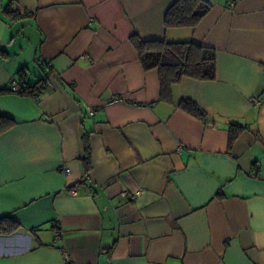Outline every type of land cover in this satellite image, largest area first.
I'll list each match as a JSON object with an SVG mask.
<instances>
[{
  "label": "crops",
  "instance_id": "0c3cea01",
  "mask_svg": "<svg viewBox=\"0 0 264 264\" xmlns=\"http://www.w3.org/2000/svg\"><path fill=\"white\" fill-rule=\"evenodd\" d=\"M174 1L0 0V264H264V0L166 29ZM132 34L213 48L215 78L160 101Z\"/></svg>",
  "mask_w": 264,
  "mask_h": 264
},
{
  "label": "trees",
  "instance_id": "16d2710c",
  "mask_svg": "<svg viewBox=\"0 0 264 264\" xmlns=\"http://www.w3.org/2000/svg\"><path fill=\"white\" fill-rule=\"evenodd\" d=\"M211 5L204 0H175L166 10L163 18L164 27L193 28L210 11ZM129 41L138 54V60L144 71L156 69L159 79L160 101L171 103V87L184 77L197 80H213L216 76L215 50L194 41L170 42L165 39H142L136 34ZM45 68L51 71L45 61ZM49 76V75H48ZM48 76L34 83L20 81L21 89L18 94L38 97L46 88ZM178 106L188 114L206 122L207 113L196 102L183 98ZM13 120L0 115V132L8 129ZM240 126L230 127V142L238 133ZM84 165L88 164L87 156L83 158ZM18 228V223L12 218L0 220V231L10 233Z\"/></svg>",
  "mask_w": 264,
  "mask_h": 264
},
{
  "label": "built area",
  "instance_id": "2783aa9c",
  "mask_svg": "<svg viewBox=\"0 0 264 264\" xmlns=\"http://www.w3.org/2000/svg\"><path fill=\"white\" fill-rule=\"evenodd\" d=\"M81 57L84 58L85 56L82 55ZM49 85H50V82H49V80H47L46 81V87L49 86ZM20 89H21V86H20V83L19 82L14 81V80L10 82V90L12 92L18 93L20 91ZM252 101L255 102V103L258 102V98H252ZM88 112H89V114H93L94 113V110L92 108H89L88 109ZM180 147L181 146H178L177 149L179 150ZM63 171L68 172L69 169L66 168V167H63ZM140 194H141V190L140 189H138L136 191H133V192H129L127 190H124V191L121 192V196L124 197V198H126V199L136 198ZM56 233H57V235H60V232L59 231L56 232Z\"/></svg>",
  "mask_w": 264,
  "mask_h": 264
}]
</instances>
